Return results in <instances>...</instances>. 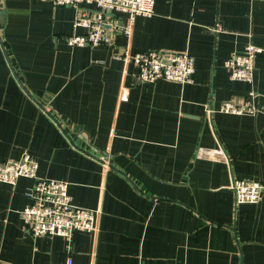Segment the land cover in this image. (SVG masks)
<instances>
[{"label": "crops", "instance_id": "obj_1", "mask_svg": "<svg viewBox=\"0 0 264 264\" xmlns=\"http://www.w3.org/2000/svg\"><path fill=\"white\" fill-rule=\"evenodd\" d=\"M76 13L0 0V163L32 157L97 229L34 237L20 217L34 180L0 182V264H264V192L238 203L231 188L264 185V111H219L264 104V0H155L129 36L111 14L101 47L67 45ZM248 44L253 77L232 80L224 63ZM140 51L189 53L193 81L139 83Z\"/></svg>", "mask_w": 264, "mask_h": 264}, {"label": "built area", "instance_id": "obj_2", "mask_svg": "<svg viewBox=\"0 0 264 264\" xmlns=\"http://www.w3.org/2000/svg\"><path fill=\"white\" fill-rule=\"evenodd\" d=\"M34 1L76 8L73 28H81L84 32L73 33L66 38L70 47L111 46V29L106 28L105 21L111 14L128 15L127 22L120 30L129 36L135 18L151 16L155 3V0ZM82 5L90 8H80ZM260 51L255 45L248 44L242 53L231 55L224 63L229 77L237 81H250L255 70L254 59ZM129 60L136 68L139 83H153L160 79L181 84L193 81L195 61L187 52L140 51L130 55ZM260 110L264 111V104L259 109L244 99L226 101L219 108L220 112L229 114H255ZM37 168V163L27 154L18 160L0 163V182L13 186L19 178L34 180L33 186L24 192L29 202L20 212L26 230L34 237H70L74 231H95L96 211L74 205L68 195V184L62 180L38 178ZM231 188L238 203H256L264 192V185L252 180H233Z\"/></svg>", "mask_w": 264, "mask_h": 264}]
</instances>
